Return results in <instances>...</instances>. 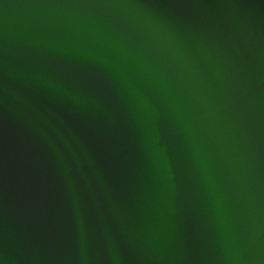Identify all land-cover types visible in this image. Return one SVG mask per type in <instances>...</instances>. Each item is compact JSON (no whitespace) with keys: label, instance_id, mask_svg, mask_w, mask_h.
Instances as JSON below:
<instances>
[{"label":"water","instance_id":"1","mask_svg":"<svg viewBox=\"0 0 264 264\" xmlns=\"http://www.w3.org/2000/svg\"><path fill=\"white\" fill-rule=\"evenodd\" d=\"M0 264H264V0H0Z\"/></svg>","mask_w":264,"mask_h":264}]
</instances>
